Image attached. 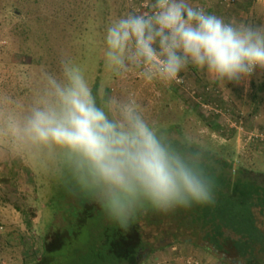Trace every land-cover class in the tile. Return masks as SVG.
<instances>
[{"label": "rangeland", "instance_id": "1", "mask_svg": "<svg viewBox=\"0 0 264 264\" xmlns=\"http://www.w3.org/2000/svg\"><path fill=\"white\" fill-rule=\"evenodd\" d=\"M152 2L0 0V264L112 262L103 235L116 225L94 195L82 207L89 192L75 186L61 150L13 131L34 106L51 99L47 77L63 78L62 60L79 66L98 104L131 97L167 136L232 153L234 167L264 185V70L241 85L221 84L191 66L179 82L147 83L136 71L121 77L106 64L107 26L131 11H148ZM190 3L226 21L264 25V0ZM259 223L264 228V214ZM166 226L144 225L146 247L126 264L244 263L206 242L207 249L174 241L175 228L167 232Z\"/></svg>", "mask_w": 264, "mask_h": 264}, {"label": "clouds", "instance_id": "2", "mask_svg": "<svg viewBox=\"0 0 264 264\" xmlns=\"http://www.w3.org/2000/svg\"><path fill=\"white\" fill-rule=\"evenodd\" d=\"M104 59L117 76L179 82L190 66L221 84H247L264 70V25L226 21L190 0H153L148 11L114 19ZM48 75L51 99L34 106L16 135L61 150L75 186L127 230L145 210L170 213L215 203L216 180L201 150L184 153L158 135L135 99L97 103L79 66Z\"/></svg>", "mask_w": 264, "mask_h": 264}, {"label": "trees", "instance_id": "3", "mask_svg": "<svg viewBox=\"0 0 264 264\" xmlns=\"http://www.w3.org/2000/svg\"><path fill=\"white\" fill-rule=\"evenodd\" d=\"M156 130L158 135L181 152H203L205 165H213L209 171L214 173L216 180L215 203L194 205L167 214L145 210L127 230L118 226L107 227L103 236L106 254L112 261L108 263L126 264L133 261L138 250L146 247L142 227L154 224L157 227L167 225V232L173 225L174 241L195 245L201 243L207 249L206 242L215 251L231 254L246 264H264V228L259 223V216L264 214V185L247 175L240 166L234 167L232 153L223 155L188 139L167 136L164 132L166 129ZM92 195L89 192L83 197L82 207L92 202ZM79 213L73 211L70 215L80 219Z\"/></svg>", "mask_w": 264, "mask_h": 264}, {"label": "water", "instance_id": "4", "mask_svg": "<svg viewBox=\"0 0 264 264\" xmlns=\"http://www.w3.org/2000/svg\"><path fill=\"white\" fill-rule=\"evenodd\" d=\"M239 264H245V263L240 262Z\"/></svg>", "mask_w": 264, "mask_h": 264}]
</instances>
